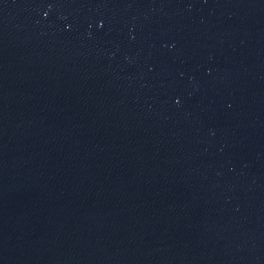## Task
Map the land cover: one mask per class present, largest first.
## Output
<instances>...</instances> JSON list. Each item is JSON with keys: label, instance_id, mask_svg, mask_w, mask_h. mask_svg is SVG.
Segmentation results:
<instances>
[{"label": "water", "instance_id": "95a60500", "mask_svg": "<svg viewBox=\"0 0 264 264\" xmlns=\"http://www.w3.org/2000/svg\"><path fill=\"white\" fill-rule=\"evenodd\" d=\"M0 264H264V0H0Z\"/></svg>", "mask_w": 264, "mask_h": 264}]
</instances>
